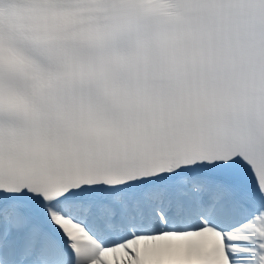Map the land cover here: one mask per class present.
I'll use <instances>...</instances> for the list:
<instances>
[{
    "label": "snow or ice",
    "instance_id": "6c2138e0",
    "mask_svg": "<svg viewBox=\"0 0 264 264\" xmlns=\"http://www.w3.org/2000/svg\"><path fill=\"white\" fill-rule=\"evenodd\" d=\"M0 264H264V0H0Z\"/></svg>",
    "mask_w": 264,
    "mask_h": 264
}]
</instances>
